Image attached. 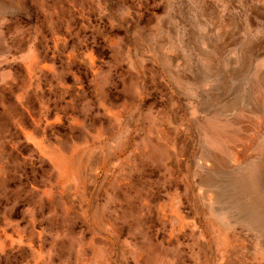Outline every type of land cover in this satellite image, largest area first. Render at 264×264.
<instances>
[{
    "label": "rangeland",
    "instance_id": "1",
    "mask_svg": "<svg viewBox=\"0 0 264 264\" xmlns=\"http://www.w3.org/2000/svg\"><path fill=\"white\" fill-rule=\"evenodd\" d=\"M0 264H264V0H0Z\"/></svg>",
    "mask_w": 264,
    "mask_h": 264
}]
</instances>
